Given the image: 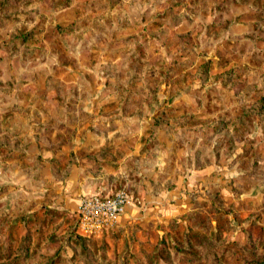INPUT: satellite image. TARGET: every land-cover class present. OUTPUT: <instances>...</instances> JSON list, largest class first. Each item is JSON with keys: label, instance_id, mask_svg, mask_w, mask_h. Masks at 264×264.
I'll use <instances>...</instances> for the list:
<instances>
[{"label": "rangeland", "instance_id": "rangeland-1", "mask_svg": "<svg viewBox=\"0 0 264 264\" xmlns=\"http://www.w3.org/2000/svg\"><path fill=\"white\" fill-rule=\"evenodd\" d=\"M61 122L118 146L84 170L138 217L87 233L56 189L40 199L48 170L18 153L17 126L47 132L53 152ZM0 144L16 147L0 152V240L31 234L0 263L264 264V0H0ZM175 184L183 199L163 203Z\"/></svg>", "mask_w": 264, "mask_h": 264}, {"label": "crops", "instance_id": "crops-1", "mask_svg": "<svg viewBox=\"0 0 264 264\" xmlns=\"http://www.w3.org/2000/svg\"><path fill=\"white\" fill-rule=\"evenodd\" d=\"M56 113L59 115L58 111H56ZM99 113V116H105L104 112L101 113V111H99ZM32 123H36V120ZM61 123L62 125L59 126L61 130L60 134L62 138L66 140V143L64 142L65 145H63L61 150L58 149L54 150L53 152L50 151V147L43 149L41 147V143L39 142V140H47V132L44 133V131L40 132L35 130L37 129L35 128L36 126H32V128L28 129L23 128V125H26L25 123L22 125L19 124L17 128L22 134L24 133L23 137H27L26 143L21 144L23 147H25V153L32 158L38 157V160L42 166L45 167V170L46 168L48 170V174L46 173L44 175L45 179L42 178V176L39 177L40 179L42 178L40 181L42 185L41 187L39 186L40 188L38 189L40 193V199L41 197L45 196L47 189H56L58 191V195L55 197V206L65 211L73 212L75 210L77 211L80 199L82 197L89 196L90 194H99L98 191L91 190L90 182L92 181L93 176L90 177L91 175H87V170L84 169L87 168L86 166L90 165L89 162L97 165L104 164L102 161L108 156L107 151H110L111 148H114L116 144H112L115 145L112 147L110 144L111 141H109L110 143L107 145V140L109 138L107 139L103 133L96 132L84 126H80L74 131L73 127L71 129L69 128L70 125H67L64 122ZM100 137L102 138L100 139ZM158 137L159 141H161L162 144H165V148H168L169 144L171 145V143H173L171 138L164 134L163 131H159ZM51 145H53V143H51ZM93 145L98 147L96 152L93 151L95 149L93 148ZM117 147L118 146H116V148ZM81 152L86 154H83L84 156H82ZM62 156L68 157L67 159H69L70 162L68 161L69 166L67 167L68 173H66V176L64 178H59L56 174L58 169L56 168L55 170L52 168V166L55 165L54 160L56 158H61ZM87 159H89V161ZM82 166H85V168ZM163 194L164 196L162 195L160 198L163 203H165L166 200L168 201L177 199L180 201L184 197L181 187L179 189L177 184H175V186H173L171 189L163 191ZM138 210V206L135 202L127 205L125 213L121 216V221H127L128 218L133 219L138 217V213L133 215V213L135 214L136 211L138 212Z\"/></svg>", "mask_w": 264, "mask_h": 264}, {"label": "built area", "instance_id": "built-area-1", "mask_svg": "<svg viewBox=\"0 0 264 264\" xmlns=\"http://www.w3.org/2000/svg\"><path fill=\"white\" fill-rule=\"evenodd\" d=\"M130 202V196L124 191L116 192L111 197L97 194L82 197L77 208L80 230L90 233L113 224L122 216Z\"/></svg>", "mask_w": 264, "mask_h": 264}, {"label": "trees", "instance_id": "trees-1", "mask_svg": "<svg viewBox=\"0 0 264 264\" xmlns=\"http://www.w3.org/2000/svg\"><path fill=\"white\" fill-rule=\"evenodd\" d=\"M164 120V118H163V116H162V114L161 115H158V116H156V117H154V121L152 122V125L156 128L157 126H155V124H157L158 123V125H159V123H163V125H164V123H166L167 121L166 120H164V122H162L163 120ZM162 125V126H163ZM160 126V125H159ZM16 148V147H15ZM15 148H12V149H9V148H4L3 146H2V144H0V152L1 153H14V150H15ZM18 153H21L20 155H23V158L25 157V155H27V154H25V152H23V151H21V152H18ZM27 158H29L30 156L29 155H27L26 156ZM35 158H37L38 159V157H35ZM54 162H55V165L56 166H58L59 165V163L61 162V158H56L55 160H54ZM58 169V168H57ZM50 212H51V210H50V208H44V209H42L41 211H40V218H39V221H40V226H37L36 227V230L39 232V229H41V226H42V224H43V222H44V220L45 219H47L48 221L49 220H52V218L51 217H49L48 215L50 214ZM58 212V211H57ZM37 213L38 212H33V211H29V212H22L21 214H19V215H17L15 218H12V223H22V224H28V222L30 221V222H32V223H34V221H36V219L38 218H36V219H33V216H37ZM48 217V218H47ZM77 238H80L79 236H77ZM31 239V234L29 233V231H26L25 232V234H24V236L19 240V241H21V243H23V244H21L20 246H17L16 248H14L13 247V245L12 244H8V242H6V245H5V242H3V241H1L0 240V260H2V259H4V256H3V253L5 252V250L7 251V254L10 252H12V253H14V252H16L17 254L19 253V252H23V254H28V252H29V248H28V246H27V242H29V240ZM4 248V249H3ZM9 255V254H8ZM7 255V256H8ZM15 256H17V255H14V257ZM9 257V256H8ZM0 264H3L2 262L0 263Z\"/></svg>", "mask_w": 264, "mask_h": 264}]
</instances>
